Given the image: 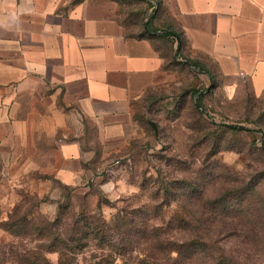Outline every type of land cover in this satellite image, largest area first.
Listing matches in <instances>:
<instances>
[{
	"label": "crops",
	"instance_id": "crops-1",
	"mask_svg": "<svg viewBox=\"0 0 264 264\" xmlns=\"http://www.w3.org/2000/svg\"><path fill=\"white\" fill-rule=\"evenodd\" d=\"M142 1L151 14L133 33L113 0H0V152L10 177L35 171L77 191L93 181L172 47L237 93L248 85L264 109V0ZM156 14L159 29L148 31ZM167 31L182 44L171 35L167 49Z\"/></svg>",
	"mask_w": 264,
	"mask_h": 264
},
{
	"label": "rangeland",
	"instance_id": "rangeland-1",
	"mask_svg": "<svg viewBox=\"0 0 264 264\" xmlns=\"http://www.w3.org/2000/svg\"><path fill=\"white\" fill-rule=\"evenodd\" d=\"M113 1L119 4V13L133 33L151 14L152 4L142 0ZM214 74L213 81L194 71L178 54L173 55L161 82L134 102L123 130L109 141L107 165L78 191L53 175L48 174L47 180H35V171L14 179L8 174L10 167L3 163L7 158L0 152V256L5 255V264H16L13 255L18 248L31 249L36 245L35 241L15 237L1 227L16 205L50 219H55L64 207V223L71 222L73 213L112 221L120 210L151 208L159 185H167L168 190L180 195L186 189L183 181L196 173L205 180L199 179L197 184L206 185L215 175L228 176L224 185H232L244 178L249 182L257 171L264 172L262 104L254 100L248 85L244 94L237 93L228 86L229 80L222 79L216 71ZM199 97L212 119L198 109ZM150 121L157 124V133ZM217 149L220 151L216 153ZM219 188L216 185L210 190L218 192ZM163 195L162 190L160 196ZM256 199L264 202V181L258 186ZM178 209L175 202L161 206L165 224L174 222ZM220 238L233 256L264 264V215L257 234L249 240L239 230L233 236L224 232ZM93 252L90 248L79 259L88 261ZM47 257L57 263L59 254L50 252ZM117 264L123 262L119 260Z\"/></svg>",
	"mask_w": 264,
	"mask_h": 264
},
{
	"label": "trees",
	"instance_id": "trees-1",
	"mask_svg": "<svg viewBox=\"0 0 264 264\" xmlns=\"http://www.w3.org/2000/svg\"><path fill=\"white\" fill-rule=\"evenodd\" d=\"M158 18L156 14L148 20V31L159 29L154 24ZM171 35L182 44L180 34L167 31L163 34L167 49L171 48L168 45ZM165 54L168 57V52ZM175 54L194 71L205 72L215 80V74L189 59L182 49L172 47L166 64ZM198 99V109L212 119L208 107L201 102L203 98ZM228 128L250 130L244 126ZM219 151L217 149L216 153ZM251 177L249 182L244 178L232 185L230 182L224 185L228 176L212 175L209 183L200 185L196 181L205 180L196 173L195 177L189 178L191 181H183L186 189L180 195L168 190L167 185H159L160 191L152 198L155 204L151 208L132 209L131 212L120 210L112 221L73 213L71 222L64 223V207L55 219H50L45 215H34L32 209L23 205H16L1 227L15 237L36 242L31 249H17L13 255L16 264H117L119 260L123 264H259L233 256L220 238L224 232L233 236L238 230L246 240L257 234L264 215V202L258 201L256 194L264 181V172L257 171ZM216 185H220L219 191H211L210 188ZM162 190L163 197L160 196ZM173 202L179 209L174 222L165 224L160 215L161 206H170ZM90 248L94 250L92 258L81 261L80 255ZM50 252L59 254L57 263L47 257ZM5 259L2 254L0 264H5Z\"/></svg>",
	"mask_w": 264,
	"mask_h": 264
},
{
	"label": "water",
	"instance_id": "water-1",
	"mask_svg": "<svg viewBox=\"0 0 264 264\" xmlns=\"http://www.w3.org/2000/svg\"><path fill=\"white\" fill-rule=\"evenodd\" d=\"M150 124L154 127L155 132L157 133V130H158L157 124L153 121H150Z\"/></svg>",
	"mask_w": 264,
	"mask_h": 264
}]
</instances>
